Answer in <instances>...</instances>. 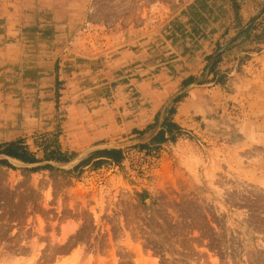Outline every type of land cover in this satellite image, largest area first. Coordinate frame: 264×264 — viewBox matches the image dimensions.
I'll return each mask as SVG.
<instances>
[{"label":"rangeland","instance_id":"1","mask_svg":"<svg viewBox=\"0 0 264 264\" xmlns=\"http://www.w3.org/2000/svg\"><path fill=\"white\" fill-rule=\"evenodd\" d=\"M0 144V264H264V0H0Z\"/></svg>","mask_w":264,"mask_h":264},{"label":"trees","instance_id":"2","mask_svg":"<svg viewBox=\"0 0 264 264\" xmlns=\"http://www.w3.org/2000/svg\"><path fill=\"white\" fill-rule=\"evenodd\" d=\"M212 68V66H211ZM210 68V69H211ZM192 81H194V77L190 76L188 79H186L185 84L188 85ZM176 100H179V96L175 98ZM165 111H168V115H166L163 118V121L161 123V129L158 131L156 136L154 137L155 142H162L166 139V134L169 133L172 139H175V131L181 130V127L172 120L171 117H169L170 114L174 113L175 109L170 108ZM147 144H142V146H145ZM2 145L0 144V147ZM52 146L48 144H43V149L45 151L44 158L46 160H54L56 162H68L71 160V156L68 155V153L63 152L61 150V147L58 143L55 144L54 148H51ZM94 154H97L98 157H104L109 159L110 161H113L115 163H120L123 154L122 149L120 148H104L101 150L95 151ZM11 158L17 159L19 161H22L24 163L33 164L40 162L41 159L36 156V153L31 151L30 148L26 144H18L16 147H14L8 154ZM5 163H8L7 160H2ZM47 167H53L50 164L46 165Z\"/></svg>","mask_w":264,"mask_h":264}]
</instances>
